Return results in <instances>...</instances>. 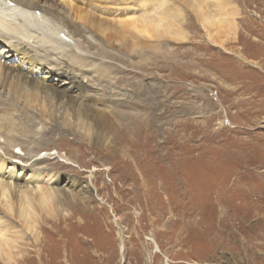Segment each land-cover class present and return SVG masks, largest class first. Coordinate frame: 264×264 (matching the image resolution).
<instances>
[{
	"label": "rangeland",
	"instance_id": "1",
	"mask_svg": "<svg viewBox=\"0 0 264 264\" xmlns=\"http://www.w3.org/2000/svg\"><path fill=\"white\" fill-rule=\"evenodd\" d=\"M228 2L239 10L236 39L211 42L193 9L175 0L183 41L143 37L140 54L113 41L109 54L84 53L92 83L107 88V110L81 114L50 98L44 124L28 107L31 136L15 133L29 148L0 140V152L18 161L0 177L64 175L60 186L83 197L72 208L73 193L63 196L66 214L38 218L39 238L21 244L20 264H264V0ZM9 60L18 67L21 58Z\"/></svg>",
	"mask_w": 264,
	"mask_h": 264
},
{
	"label": "bare ground",
	"instance_id": "2",
	"mask_svg": "<svg viewBox=\"0 0 264 264\" xmlns=\"http://www.w3.org/2000/svg\"><path fill=\"white\" fill-rule=\"evenodd\" d=\"M179 1L193 9L211 42L222 47L228 37L237 38L236 17L239 10L231 7L228 0ZM128 2L131 4L128 5ZM61 3L69 9L61 8ZM174 5L175 0H0V46L5 44L0 51V140H7L18 149L19 146L29 148L25 143L18 142L15 133L31 136L33 126L29 122H33V118L26 114L28 107L41 111L43 125V115L48 110L46 100L50 98L72 104V111L76 106L83 110L81 114L87 115L95 109L107 110L109 96H102V93L108 94L107 88L101 86V82L92 83L97 79L90 74L92 70L85 69L84 53L95 57L109 54L105 46L113 41L119 42L123 52L140 54L146 46L143 37L150 40L166 36L183 41L186 37L177 21L182 17L184 8ZM114 15L127 18L111 20ZM7 52L9 54L6 55ZM19 55L22 61L17 67L9 59ZM85 74H90L92 78ZM54 76L58 83L48 84ZM11 95L16 98L7 100ZM21 97L24 100L20 103ZM35 99L38 103L34 105ZM54 121H62V115L55 116ZM2 147L0 141V149L6 151ZM15 157L14 153L0 152V172L8 160L9 163H17ZM32 157L29 155L22 160L29 161ZM40 160L36 159L32 164L35 166ZM30 167L34 169L32 177L42 175L35 167ZM13 175L11 172L8 177H0V262L3 264H20L25 259L26 252L23 259H19V249L24 244H30L24 241L30 239V234L38 236L36 223L41 215L59 218L61 213L66 214L62 212L63 196L69 200L67 195L73 193L72 208L83 200L79 192L77 195L73 190L66 191L60 186L64 175L55 177V174H50L49 181L34 179L26 183L25 179L13 178ZM53 178L55 180L52 181ZM85 187L88 191L96 190L89 185ZM15 219L22 221L23 228H18ZM119 231L122 238L123 232ZM146 239L153 244L154 251H160L153 237L147 236ZM120 249L123 254V241Z\"/></svg>",
	"mask_w": 264,
	"mask_h": 264
}]
</instances>
